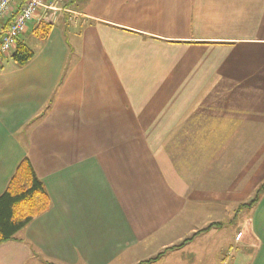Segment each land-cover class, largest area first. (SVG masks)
<instances>
[{
    "label": "crops",
    "instance_id": "crops-1",
    "mask_svg": "<svg viewBox=\"0 0 264 264\" xmlns=\"http://www.w3.org/2000/svg\"><path fill=\"white\" fill-rule=\"evenodd\" d=\"M72 1L0 61V197L27 159L50 200L0 264L143 263L264 171V0ZM250 213L239 261L264 264V194ZM213 230L152 264H210Z\"/></svg>",
    "mask_w": 264,
    "mask_h": 264
},
{
    "label": "trees",
    "instance_id": "trees-1",
    "mask_svg": "<svg viewBox=\"0 0 264 264\" xmlns=\"http://www.w3.org/2000/svg\"><path fill=\"white\" fill-rule=\"evenodd\" d=\"M73 1L71 0L69 5ZM51 25L41 23L33 31L34 37L44 42L49 36ZM35 56L34 51L24 43L17 41L10 55L11 61L18 67L26 66ZM264 194V185L260 187L255 197L249 204L243 205L244 209L252 210ZM50 200L47 193L35 175L30 162L24 159L19 165L15 175L9 182L6 191L0 197V245L14 238V236L29 225L36 218L49 210ZM220 225V224H218ZM212 225L182 241L174 249H181L190 243L196 236L212 229ZM162 255L147 260L140 264H152Z\"/></svg>",
    "mask_w": 264,
    "mask_h": 264
},
{
    "label": "rangeland",
    "instance_id": "rangeland-1",
    "mask_svg": "<svg viewBox=\"0 0 264 264\" xmlns=\"http://www.w3.org/2000/svg\"><path fill=\"white\" fill-rule=\"evenodd\" d=\"M26 44L32 49L38 44V41L31 37L26 40ZM262 185H264V171H260L256 176L237 177L236 182H232L231 184L230 181L227 184V187L225 186L224 194L226 193V197L223 202L224 207H221L220 209L211 208L207 210L208 214H204V210L202 216L201 213H199L201 217L197 220V223L202 227L201 229L204 230L210 225L213 226L212 229L218 227L221 228V230H213L211 233L212 235H209V237L206 236L205 239L206 243L211 246L210 249H217L219 251V254L218 252H211L210 264H214V262L215 264H221L220 260L222 259V255L225 253L228 254L230 249H232L231 251L234 258L227 259L228 264L229 262L230 264H240V252H244L245 248L251 246L248 231V219L251 210L244 209L242 206L249 204L250 201L254 199L255 194ZM221 189L223 190V187H221ZM221 195H223L222 192ZM241 236L242 238L239 240L238 238ZM177 245L171 246L166 251H173V247H176ZM166 251L158 255L163 256Z\"/></svg>",
    "mask_w": 264,
    "mask_h": 264
},
{
    "label": "built area",
    "instance_id": "built-area-1",
    "mask_svg": "<svg viewBox=\"0 0 264 264\" xmlns=\"http://www.w3.org/2000/svg\"><path fill=\"white\" fill-rule=\"evenodd\" d=\"M20 2L18 12L15 9ZM71 0H0V27L4 20L13 16L7 30L0 36V61L8 56L21 36L27 31L28 24L39 13L41 20L51 23L59 13H70L67 5Z\"/></svg>",
    "mask_w": 264,
    "mask_h": 264
}]
</instances>
